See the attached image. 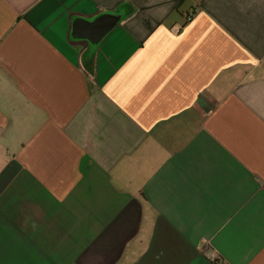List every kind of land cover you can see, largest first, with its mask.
Here are the masks:
<instances>
[{"label": "crops", "instance_id": "obj_1", "mask_svg": "<svg viewBox=\"0 0 264 264\" xmlns=\"http://www.w3.org/2000/svg\"><path fill=\"white\" fill-rule=\"evenodd\" d=\"M0 264H264V0H0Z\"/></svg>", "mask_w": 264, "mask_h": 264}, {"label": "water", "instance_id": "obj_2", "mask_svg": "<svg viewBox=\"0 0 264 264\" xmlns=\"http://www.w3.org/2000/svg\"><path fill=\"white\" fill-rule=\"evenodd\" d=\"M115 21L117 22V19H115ZM115 21L109 28L105 29L102 32V34L95 40V43L99 42L102 39V37L111 29V27H113V25L116 23Z\"/></svg>", "mask_w": 264, "mask_h": 264}, {"label": "built area", "instance_id": "obj_3", "mask_svg": "<svg viewBox=\"0 0 264 264\" xmlns=\"http://www.w3.org/2000/svg\"><path fill=\"white\" fill-rule=\"evenodd\" d=\"M207 256H209V257H211L213 259H216L217 258V256L215 255V253L214 252H210V251L207 252Z\"/></svg>", "mask_w": 264, "mask_h": 264}, {"label": "trees", "instance_id": "obj_4", "mask_svg": "<svg viewBox=\"0 0 264 264\" xmlns=\"http://www.w3.org/2000/svg\"><path fill=\"white\" fill-rule=\"evenodd\" d=\"M215 262H218V258L214 259Z\"/></svg>", "mask_w": 264, "mask_h": 264}]
</instances>
